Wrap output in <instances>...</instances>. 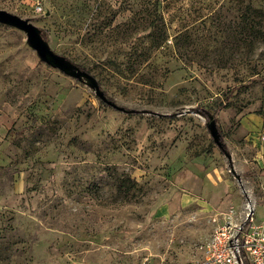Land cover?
<instances>
[{"label":"rangeland","instance_id":"rangeland-1","mask_svg":"<svg viewBox=\"0 0 264 264\" xmlns=\"http://www.w3.org/2000/svg\"><path fill=\"white\" fill-rule=\"evenodd\" d=\"M0 9L132 111L0 24V264H193L223 220L264 231V0Z\"/></svg>","mask_w":264,"mask_h":264},{"label":"built area","instance_id":"built-area-1","mask_svg":"<svg viewBox=\"0 0 264 264\" xmlns=\"http://www.w3.org/2000/svg\"><path fill=\"white\" fill-rule=\"evenodd\" d=\"M193 264H264V231L255 224L253 213H245L239 222L218 223Z\"/></svg>","mask_w":264,"mask_h":264},{"label":"water","instance_id":"water-1","mask_svg":"<svg viewBox=\"0 0 264 264\" xmlns=\"http://www.w3.org/2000/svg\"><path fill=\"white\" fill-rule=\"evenodd\" d=\"M0 24L13 27L23 32L26 36L27 45L36 52L38 58L46 65L84 83L103 103H106L110 107L122 112H132L125 109L124 107L118 106L113 101L108 100L104 92L100 89L97 80L91 74L82 70L66 57L55 53L50 48L48 42L43 39L41 30L33 25L28 19H22L17 15L0 9ZM207 118L208 121L206 126L211 138L213 139V142L220 150L224 152L225 156L230 161V156L223 147L221 135L218 131L213 115L207 114Z\"/></svg>","mask_w":264,"mask_h":264},{"label":"trees","instance_id":"trees-1","mask_svg":"<svg viewBox=\"0 0 264 264\" xmlns=\"http://www.w3.org/2000/svg\"><path fill=\"white\" fill-rule=\"evenodd\" d=\"M41 35H42V37H43V39H44L45 41H48V33H47L46 31L41 30ZM78 67H80V66H78ZM81 69H83V68H81ZM204 114L207 115L208 113H204ZM221 141H222V138H221ZM223 147L225 148L224 143H223Z\"/></svg>","mask_w":264,"mask_h":264}]
</instances>
